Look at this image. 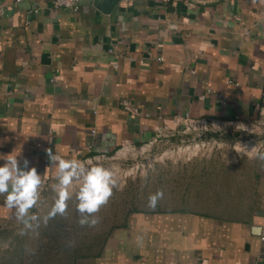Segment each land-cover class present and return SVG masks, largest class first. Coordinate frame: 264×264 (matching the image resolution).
Returning <instances> with one entry per match:
<instances>
[{"label":"crops","instance_id":"crops-1","mask_svg":"<svg viewBox=\"0 0 264 264\" xmlns=\"http://www.w3.org/2000/svg\"><path fill=\"white\" fill-rule=\"evenodd\" d=\"M0 9V156L20 153L42 175L32 228L0 197V264H264L261 160L251 178L222 166L213 179L203 166L185 194L157 202L171 207L119 216L111 197L95 227L74 206L45 219L48 150L91 161L180 135L187 118L219 130L264 125V0H84L77 12L0 0Z\"/></svg>","mask_w":264,"mask_h":264},{"label":"rangeland","instance_id":"rangeland-1","mask_svg":"<svg viewBox=\"0 0 264 264\" xmlns=\"http://www.w3.org/2000/svg\"><path fill=\"white\" fill-rule=\"evenodd\" d=\"M256 145L264 150V125L261 124L249 125L246 129L227 125L219 131L191 130L187 133L184 129L180 135L163 136L146 147L127 150L113 157L91 159V162L115 169L120 187L113 190L111 197L115 199V210L120 216L126 212L127 206L131 211L173 206V203H165L170 201V196L185 194L192 184L197 183L203 176V166L214 172L213 179L219 177L222 166L233 167L230 169L232 174L235 173L234 166H238L243 171V178H251L260 162L250 158L241 147L250 150ZM190 165L201 167L200 172H188ZM158 190L163 191L166 202L151 208L148 197ZM118 223L119 220L115 219L114 224Z\"/></svg>","mask_w":264,"mask_h":264},{"label":"clouds","instance_id":"clouds-1","mask_svg":"<svg viewBox=\"0 0 264 264\" xmlns=\"http://www.w3.org/2000/svg\"><path fill=\"white\" fill-rule=\"evenodd\" d=\"M241 149L250 158L264 161V150H260L258 145L250 150L246 147ZM46 154L55 172L54 182L50 185L53 196L45 219L63 216L70 206H74L82 226H97L100 219L95 214L108 203L113 190L120 187L115 169L91 161L65 159L53 155L50 150ZM19 155L13 151L0 156V160L4 161L0 166V197H3L5 206L13 210L16 219L28 229L39 219L31 210L40 200L42 175L35 167L30 168L26 159L21 165L17 159ZM163 196V191L159 190L149 195L148 206L156 207Z\"/></svg>","mask_w":264,"mask_h":264},{"label":"built area","instance_id":"built-area-1","mask_svg":"<svg viewBox=\"0 0 264 264\" xmlns=\"http://www.w3.org/2000/svg\"><path fill=\"white\" fill-rule=\"evenodd\" d=\"M21 1L22 0H16L17 3H20ZM82 1L84 0H52V3L55 9H67L73 12H77L80 8ZM3 14V10L0 9V16ZM158 61L162 62L164 61V58L160 57ZM122 105L126 111L131 113H137V110L132 106L131 103L124 101ZM180 124L184 126L185 132L187 133L191 130L219 131L218 124H216L214 121H194L187 118L183 123L180 122ZM262 241H264V237L262 238Z\"/></svg>","mask_w":264,"mask_h":264}]
</instances>
